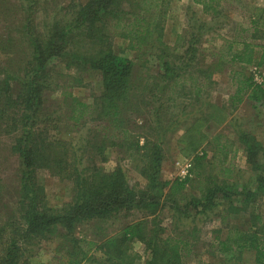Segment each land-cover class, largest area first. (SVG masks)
Wrapping results in <instances>:
<instances>
[{
    "label": "rangeland",
    "instance_id": "1",
    "mask_svg": "<svg viewBox=\"0 0 264 264\" xmlns=\"http://www.w3.org/2000/svg\"><path fill=\"white\" fill-rule=\"evenodd\" d=\"M77 1L40 0L34 16V27L42 28L52 20H61L68 11L70 14ZM253 19L259 21L255 30L251 23ZM263 22L264 0H223L218 13L212 17L204 15L201 5L192 0L173 1L161 33L162 43L175 48L170 52L168 60L171 70L167 72L161 65L158 51L146 56V66H139L133 60L136 53L126 49V42L116 39L113 50L135 64L129 76L131 92L127 90L126 96L132 99L118 101L121 129L112 131L109 124L107 137L100 136L96 130V127L106 124L100 120L106 107L99 100L100 73L94 70H68L61 59L50 60L43 72V80L48 86L40 90L38 115L41 117L38 121L40 127H44V135L56 133L66 141L64 147L60 148L49 145L47 152L50 156L55 151L62 153L69 150L66 158L69 165L79 162V166H94L106 173L119 168L125 181L139 192L147 183L142 171L147 168L152 150L161 148L160 181L186 179L183 188L178 191L170 190V185L149 190L148 197L155 196L160 200L155 215L148 217L146 212L139 210L123 211L117 217L97 223L98 226L84 227L89 229L90 234L99 226L104 231L115 232L123 224L135 220L144 219L146 227H151L154 221L162 229L164 237L181 236L188 242L186 248L189 250L184 251L187 263L212 264L222 258L214 245V236L223 237L228 224L239 225L247 221L254 208L264 213V194L256 198L248 212L230 215L229 222L224 225L220 223L222 210L232 202L238 203L240 197L217 199L213 207L201 208L203 182L206 181L201 180V172H208L212 168L210 165L216 164L217 168L231 165L233 175L230 185L239 188L244 184L253 186V175L239 143L241 134L247 133L258 140L260 146L254 148L259 153L256 160L260 162L263 159V110L261 114L259 109H253L251 100L236 105L235 79L250 77L252 64L238 65L230 62V55H227L229 40L235 39L231 46L234 50L246 39L255 46L256 61H261L264 58ZM17 24L16 17L0 15V39L17 37L14 31ZM20 48V53L17 52L15 57L4 56L0 52V68L12 76L9 84L13 94L18 92L19 79L25 74V66L27 69L32 67L25 65L31 61L28 43L24 42ZM261 62L260 65L264 64V59ZM203 67L213 70L209 79L204 80L201 75ZM148 86L151 91L147 95L144 90ZM64 90L71 91L77 100L92 106L76 126H72L68 120L71 97L62 101L61 92ZM257 103L263 105L264 100ZM106 118L111 120L108 111ZM123 129L128 130L126 136L120 133ZM11 142V136L0 135V221L6 207H12L19 188L20 161L16 153L10 150ZM147 143L148 146L142 149ZM187 163L191 164L189 175L183 177L181 168ZM37 181L42 185L50 206L60 207L71 199L73 184L48 168L37 169ZM95 183L96 179L89 176L86 184L94 186ZM57 242L58 239L39 238L32 244L22 245V253L18 256L20 260H29L30 264H56ZM132 250L139 258L135 264H147L150 253L142 242L134 240ZM229 264H255L254 254L248 250L238 251Z\"/></svg>",
    "mask_w": 264,
    "mask_h": 264
},
{
    "label": "trees",
    "instance_id": "2",
    "mask_svg": "<svg viewBox=\"0 0 264 264\" xmlns=\"http://www.w3.org/2000/svg\"><path fill=\"white\" fill-rule=\"evenodd\" d=\"M19 1L21 5L17 0H0V15L14 16L18 21L14 28L17 37L0 39V52L4 56L15 57L17 52L20 53L21 44L27 42L31 61L25 65L32 66L29 69L25 66L17 94H13L10 88L12 76L0 68V135L11 136L10 150L20 161L16 199L11 208L6 207L0 221V264H30L29 260H20L18 254L22 253V245L32 244L39 238L58 239L56 264H135L139 258L132 250L134 240L142 242L149 250L147 264H190L184 257L189 250L186 248L188 242L181 236L164 237L162 229L154 221L151 227H146L144 219L135 220L123 224L115 232L104 231L99 226L90 234L89 229L84 228L98 226L97 223L117 217L123 211H144L151 217L155 215L160 200L155 196L148 197L149 190L161 189L164 185H170V190L175 191L183 188L186 179L160 181L161 148L152 150L147 168L142 171L147 183L144 189L137 192L125 181L119 168L106 173L94 166H79V162L69 165L66 161L69 150L62 153L55 151L50 156L47 152L49 145L60 148L66 141L56 133L44 135V127H40L38 121L41 117L38 115L40 90L48 86L43 80V72L50 60L58 58L68 70L100 73L99 100L106 106L100 120L106 124L96 127V130L103 137H107L109 124L112 131L120 130L122 121L118 101L132 99L126 96L127 90L130 91L129 76L135 64L113 50L112 45L116 39L126 42V49L136 53L133 60L139 66H146V56L158 51L164 71H170L168 59L175 48L162 43L161 33L163 22L175 0H78L70 14L68 11L61 20H52L42 28L34 27L40 0ZM192 1L201 5L204 15L212 17L218 13L223 0ZM251 23L253 29H257L259 21L253 19ZM234 42L235 39L229 40L227 45L230 62L241 65L254 63L255 46L244 39L240 47L232 50ZM212 73L213 70L206 67L201 69L204 80L209 79ZM248 89L263 93L262 86L255 84L251 76L238 78L235 91L238 100H242ZM197 90L200 92L199 87ZM150 91V86L144 90L147 95ZM61 95L62 101L71 97L68 120L76 126L92 106L77 100L71 91L64 90ZM107 111L110 121L106 118ZM120 133L126 136L128 130L123 129ZM239 141L253 175V186L244 184L239 188L230 185L233 175L231 165L217 168L213 164L208 172H201V180H206L203 182L202 209L213 207L217 199L241 198L239 204L232 202L222 210L221 225L229 222L232 214L248 212L256 198L264 194V152L259 162L256 160L259 153L254 149L260 143L247 133L241 134ZM146 146L148 143L142 149ZM39 168H48L57 176L69 180L73 184L71 199L60 207L50 206L42 185L37 181ZM89 176L96 179L94 186L86 184ZM225 229L223 237L214 236V245L222 258L212 264H229L235 253L243 250L253 252L255 264H264V213L254 208L247 221L239 225L228 224Z\"/></svg>",
    "mask_w": 264,
    "mask_h": 264
},
{
    "label": "crops",
    "instance_id": "3",
    "mask_svg": "<svg viewBox=\"0 0 264 264\" xmlns=\"http://www.w3.org/2000/svg\"><path fill=\"white\" fill-rule=\"evenodd\" d=\"M263 7V6H262ZM201 12H202V7H201ZM261 53V52H260ZM263 53V57H264V52ZM261 53V54H262ZM264 59V58H263ZM261 59V61L263 60ZM261 61H256V58H255V61L254 63H252V65L250 66V69L254 66V65H260V63H262ZM260 62V63H259ZM259 63V64H258ZM238 64V63H237ZM238 65H241V64H238ZM238 79H235V81H237ZM237 83V82H236ZM263 88V93H259V92H256L252 89H248L245 91V95L243 96L242 100H236V105L238 106V104H241L244 100H251L252 104H251V107L253 109H259V111L261 112L262 114V110H263V113H264V104L263 105H259L257 103V100H264V85L262 86ZM258 97V98H257ZM241 102V103H240ZM235 106V105H234ZM236 106V107H237ZM242 151V149H241Z\"/></svg>",
    "mask_w": 264,
    "mask_h": 264
},
{
    "label": "built area",
    "instance_id": "4",
    "mask_svg": "<svg viewBox=\"0 0 264 264\" xmlns=\"http://www.w3.org/2000/svg\"><path fill=\"white\" fill-rule=\"evenodd\" d=\"M250 76L252 78V81L255 84L263 86L264 85V64L254 65L251 68V75ZM190 165H191L190 163H187L181 168V173H182L183 177H186L189 175Z\"/></svg>",
    "mask_w": 264,
    "mask_h": 264
}]
</instances>
